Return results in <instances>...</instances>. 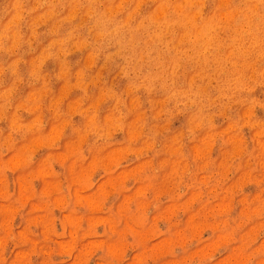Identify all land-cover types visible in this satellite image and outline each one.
I'll return each instance as SVG.
<instances>
[{"label": "rangeland", "instance_id": "1", "mask_svg": "<svg viewBox=\"0 0 264 264\" xmlns=\"http://www.w3.org/2000/svg\"><path fill=\"white\" fill-rule=\"evenodd\" d=\"M0 264H264V0H0Z\"/></svg>", "mask_w": 264, "mask_h": 264}, {"label": "bare ground", "instance_id": "2", "mask_svg": "<svg viewBox=\"0 0 264 264\" xmlns=\"http://www.w3.org/2000/svg\"><path fill=\"white\" fill-rule=\"evenodd\" d=\"M165 7V6H164ZM153 20V19H152ZM156 32V31H155ZM260 34V33H259ZM258 35V34H257ZM157 36V35H156ZM260 36V35H259ZM159 44V43H158ZM246 52V51H245Z\"/></svg>", "mask_w": 264, "mask_h": 264}]
</instances>
